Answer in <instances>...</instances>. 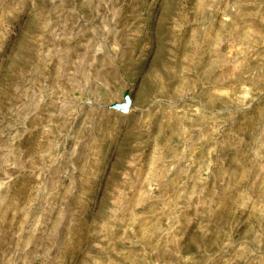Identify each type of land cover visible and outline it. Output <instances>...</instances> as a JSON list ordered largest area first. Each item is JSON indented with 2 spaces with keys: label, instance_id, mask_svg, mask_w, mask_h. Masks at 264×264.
I'll use <instances>...</instances> for the list:
<instances>
[{
  "label": "rangeland",
  "instance_id": "374dc122",
  "mask_svg": "<svg viewBox=\"0 0 264 264\" xmlns=\"http://www.w3.org/2000/svg\"><path fill=\"white\" fill-rule=\"evenodd\" d=\"M0 264H264V0H0Z\"/></svg>",
  "mask_w": 264,
  "mask_h": 264
},
{
  "label": "water",
  "instance_id": "95a60500",
  "mask_svg": "<svg viewBox=\"0 0 264 264\" xmlns=\"http://www.w3.org/2000/svg\"><path fill=\"white\" fill-rule=\"evenodd\" d=\"M131 106H132V99L128 93L124 95V101L113 104L114 108L121 111H128Z\"/></svg>",
  "mask_w": 264,
  "mask_h": 264
}]
</instances>
